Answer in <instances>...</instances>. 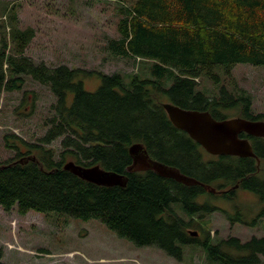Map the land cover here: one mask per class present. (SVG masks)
Instances as JSON below:
<instances>
[{"label":"trees","instance_id":"obj_1","mask_svg":"<svg viewBox=\"0 0 264 264\" xmlns=\"http://www.w3.org/2000/svg\"><path fill=\"white\" fill-rule=\"evenodd\" d=\"M117 8L120 37L107 48L116 57L149 62L150 78L137 75L127 84L121 73L36 63L26 55L34 29H20L16 9L0 0V93L21 90L30 77L56 98L42 145L25 144L26 152L16 146V156L0 164V207H16L22 215L35 211L99 220L136 245L155 246L177 260L183 258V247L200 246L220 264H262L264 238L242 243L232 237L212 244L191 234L195 218L218 210L209 201L199 202L200 197L209 193L231 202L234 191L220 196L154 171L129 173L127 168L133 164L131 146L143 144L153 160L204 184L218 180L254 193L263 204L258 219L264 218V177L257 160L221 156L205 161L201 145L176 128L164 109V103H173L224 120L229 116L222 112L234 108L242 118L264 121V113L252 114L251 96L243 91L235 95L223 85L211 97L199 90V79L218 86V72L231 77L238 64L264 67V0H118ZM94 74L101 83L90 92L83 78ZM241 137L252 141L264 161V139ZM58 139L56 157L44 145ZM69 158L124 174L127 185L87 182L63 169ZM227 217L245 224L239 215ZM1 257L0 250L4 264Z\"/></svg>","mask_w":264,"mask_h":264},{"label":"rangeland","instance_id":"obj_2","mask_svg":"<svg viewBox=\"0 0 264 264\" xmlns=\"http://www.w3.org/2000/svg\"><path fill=\"white\" fill-rule=\"evenodd\" d=\"M3 4L16 9L20 29H34L35 38L26 55L36 63L49 67L64 64L104 75L121 73L127 84L137 75L151 77L149 62L119 58L107 48L110 40L120 37L118 0H1ZM218 73L220 85L205 77L199 79V90L211 97L217 96L223 85L235 95L243 91L251 96L252 114L264 113V67L238 64L231 77ZM83 80L90 92L101 83L97 74ZM55 102L50 88L30 77H25L21 90L0 93V164L16 156V146L26 152L25 144L42 145ZM222 113L229 118L243 117L242 111L234 108ZM44 148L53 149L57 157L60 139ZM201 152L205 161L218 160ZM259 168V175L264 177V161ZM222 183L215 180L211 186L217 189ZM234 195L235 201L229 202L203 194L199 202L209 201L218 210L196 216L190 230L212 244L232 237L242 243L264 238V218L258 219L263 204L257 195L243 189L234 191ZM229 214L239 215L245 224L228 220ZM254 220L256 224L252 225ZM0 250L4 264H220L209 259L200 246L183 247V258L177 260L155 246L136 245L99 220L35 211L22 215L16 207L10 211L0 207Z\"/></svg>","mask_w":264,"mask_h":264},{"label":"water","instance_id":"obj_3","mask_svg":"<svg viewBox=\"0 0 264 264\" xmlns=\"http://www.w3.org/2000/svg\"><path fill=\"white\" fill-rule=\"evenodd\" d=\"M170 121L173 125L186 132L189 137L197 142L211 155L237 156L243 158H255L258 165L261 159L255 154L250 139L242 138L241 134L252 137L264 138V121L248 120L242 117L218 120L208 111L187 110L173 103H164ZM133 164L127 168V172L154 171L158 175L173 179L187 186H202L209 192H216V188L204 184L162 162L153 160L143 144H134L130 148ZM35 160L34 157H32ZM64 170L73 173L79 178L98 186L125 187L127 177L114 171H107L100 166L85 167L74 161L65 163ZM197 236V232H192Z\"/></svg>","mask_w":264,"mask_h":264},{"label":"flooded vegetation","instance_id":"obj_4","mask_svg":"<svg viewBox=\"0 0 264 264\" xmlns=\"http://www.w3.org/2000/svg\"><path fill=\"white\" fill-rule=\"evenodd\" d=\"M262 139H264V138H262ZM251 144H252V141H251ZM203 151L206 152L204 149H203ZM209 156H212L213 158H217V159H219L221 157L220 155H210V154H209ZM220 186H222V188H220V189L217 188L216 189L217 191L214 192L213 194H217V195L222 196V195H226V194L230 193V191H236V190L240 189L239 184H236L235 186H231L229 188V187H227L228 185H226V183L223 182ZM223 187H225V188H223Z\"/></svg>","mask_w":264,"mask_h":264}]
</instances>
